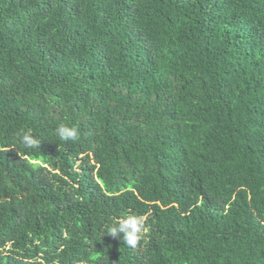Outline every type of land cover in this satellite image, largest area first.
<instances>
[{
    "label": "trees",
    "instance_id": "1",
    "mask_svg": "<svg viewBox=\"0 0 264 264\" xmlns=\"http://www.w3.org/2000/svg\"><path fill=\"white\" fill-rule=\"evenodd\" d=\"M82 261L264 264V0H0V264Z\"/></svg>",
    "mask_w": 264,
    "mask_h": 264
},
{
    "label": "clouds",
    "instance_id": "2",
    "mask_svg": "<svg viewBox=\"0 0 264 264\" xmlns=\"http://www.w3.org/2000/svg\"><path fill=\"white\" fill-rule=\"evenodd\" d=\"M56 134L61 140L65 141H75L79 138V131L76 127H69L64 124H61L56 129ZM20 142L25 148H35L38 144V141L32 138L31 130L23 132L20 135ZM144 224L145 218L143 216L127 215L108 226L107 233L112 237H116L119 233H123L124 244L131 248H135L147 231ZM81 264H86V261H82Z\"/></svg>",
    "mask_w": 264,
    "mask_h": 264
}]
</instances>
